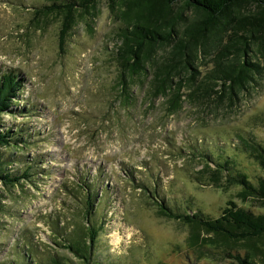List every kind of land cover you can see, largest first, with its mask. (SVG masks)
<instances>
[{"label": "rangeland", "instance_id": "rangeland-1", "mask_svg": "<svg viewBox=\"0 0 264 264\" xmlns=\"http://www.w3.org/2000/svg\"><path fill=\"white\" fill-rule=\"evenodd\" d=\"M89 1L82 7L79 0H0V76L23 80L12 112L0 116V129L12 137L20 131L24 141L0 153L13 176L32 168L29 181L0 182V264H16L14 252L29 242L83 264L50 227L68 237L74 224L84 223L86 188L94 195L91 220L106 251L92 250L94 264H236L215 244L204 245L215 240L212 234L158 215L155 201L215 219L229 201L264 215L236 198L239 186L215 188L199 158L216 149L233 157L230 173L237 165L251 182L264 177L256 160L236 148L248 136L264 147V71L231 106L225 100L217 105L216 95L192 102L187 87L173 102L170 91L151 96L152 63L164 52L133 80L121 77V7ZM251 49L258 60L257 47ZM213 56L192 64L195 80L213 68ZM16 155L22 160L10 158Z\"/></svg>", "mask_w": 264, "mask_h": 264}, {"label": "trees", "instance_id": "trees-1", "mask_svg": "<svg viewBox=\"0 0 264 264\" xmlns=\"http://www.w3.org/2000/svg\"><path fill=\"white\" fill-rule=\"evenodd\" d=\"M79 1L82 7L90 2ZM112 1L121 7L117 31L121 45L116 53L121 77L124 75L128 81L133 80V77L144 71V65L158 51L164 52L160 62L152 63L154 74L148 87L151 96H165L167 91H170V101L173 102L179 98V90L187 87L192 102H206L216 95L213 102L217 105L225 100L231 106L237 96L252 86L251 84L256 82L255 78L264 71V0ZM74 5V1H71L65 7L67 22L72 17ZM223 39L226 42H222ZM252 46L257 47L259 56L256 61H253L251 56L254 53ZM210 54L214 55L213 68L201 79L195 80L192 64H196L200 56ZM174 79L178 81L174 83ZM181 80L186 83H181ZM22 83L23 80L18 75L1 74L0 116L12 112L13 99L18 96ZM16 134L20 136V131ZM17 135L12 137L8 131L0 129V147L9 148L23 144L24 141ZM239 145L248 157L256 160L264 175V147L256 143L251 136L240 138L236 147L238 150ZM217 151L215 149L214 153L199 155L204 169L210 172L215 188L239 186L236 198L240 202L247 203L251 208L264 209V177H255V182H251L237 165V171L230 173L233 170L229 166L230 159L233 157ZM215 153L218 155H214ZM10 158L22 160L23 157L16 155ZM2 160L0 153V182L3 186L13 187L21 179H31V167H27L20 176H13L6 172L5 161ZM211 165H214V168ZM220 180H224L226 185H221ZM85 192L84 223L74 224L68 237H65V230L62 234L53 226L50 230L57 236L55 240L64 242V248L83 264H94L92 250L100 248L101 254H106V251H101V236L92 221L94 195L90 194L88 188ZM155 204L158 205V215L212 234L216 241L211 240L204 245L218 246L222 258L232 260L236 264H264L263 214L256 215L250 209L239 207L234 201H229L216 219L199 212L190 215L181 213L159 199ZM196 237L192 234L189 245H194ZM217 239L222 244L217 243ZM24 247L14 252L16 260L13 261L16 264H70L68 259L52 252H40L30 242L25 243ZM203 257L208 258L205 255Z\"/></svg>", "mask_w": 264, "mask_h": 264}]
</instances>
